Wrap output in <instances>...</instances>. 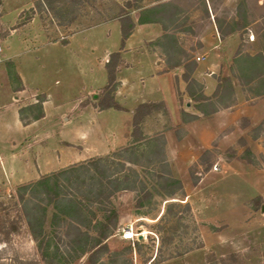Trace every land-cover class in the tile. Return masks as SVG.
I'll return each instance as SVG.
<instances>
[{
	"label": "rangeland",
	"instance_id": "1",
	"mask_svg": "<svg viewBox=\"0 0 264 264\" xmlns=\"http://www.w3.org/2000/svg\"><path fill=\"white\" fill-rule=\"evenodd\" d=\"M126 1L0 0V264H264V136L257 143L251 139L261 133L260 125L243 137H235L229 131L233 126L227 127L206 147L191 141L167 146L165 141L166 167L155 158L148 162L146 155L140 158L142 166L125 163V168L136 170L143 185L137 183L110 198L117 225L101 247L92 245L81 252L78 244H70L77 238L71 221L54 218L51 205L46 206L38 237L17 211L20 185L79 158L119 152L131 144L130 138L122 145L131 136V118L114 109L97 113L93 106L106 82L99 62L111 48L117 27L95 26L119 21L122 13L134 17V8H126ZM152 2H159L152 13L166 32L151 45H160L167 61L190 68L205 57L207 62H220L212 75L217 86L207 96L190 71L196 83L186 86L190 99L179 97L181 110L200 114L215 106L226 108L239 89L245 96L264 94V0L140 3ZM207 5L220 37L213 52H205L200 42L203 36L210 37ZM106 28L108 41L103 39ZM22 74L26 88L16 94L23 86ZM44 101L46 111L38 116ZM167 102L171 104L170 99ZM16 108L27 128L15 123ZM154 119L161 120V132L182 133V126H173L168 116ZM146 127L151 134L142 130L144 137L157 135L149 123ZM138 149L137 154H147L150 148L144 144ZM166 169L182 185L172 196H165L172 185L163 187L159 178ZM185 202L188 211L179 204ZM169 203L175 204L173 213L159 221ZM97 207H91L95 218L101 215ZM126 228L138 238L123 239ZM86 231L91 238L97 236L92 229ZM135 241L140 244L138 252Z\"/></svg>",
	"mask_w": 264,
	"mask_h": 264
},
{
	"label": "crops",
	"instance_id": "2",
	"mask_svg": "<svg viewBox=\"0 0 264 264\" xmlns=\"http://www.w3.org/2000/svg\"><path fill=\"white\" fill-rule=\"evenodd\" d=\"M142 1L143 0H140V2ZM140 2H138V8L134 9V13L136 15L131 17L134 26L131 33L125 40L124 47L120 50L121 59L117 65L116 71L114 98L122 107H124L125 110H116L114 108H107L103 110L114 109L116 111L123 112L131 118L132 122L133 112L139 103L162 102L164 109L150 112L142 121L141 129L143 130L144 135H150V130L146 127L149 123L151 127H153L152 131L155 132V134H163L167 146L168 143L172 141L177 146H180L185 141H191L206 147L209 145L208 143L211 140L213 141L215 139L219 132L224 131L227 127L233 126V128H230L229 131H231V134L235 133V137H243V134L251 131L255 126L260 125L261 133L251 136V139L257 143L264 136V94L245 96L243 95V91L239 89L237 93H235V100L229 104L228 107L226 106V108L219 109L215 106L212 109L210 108L208 111L200 110V114L189 111V108L181 110L179 97L185 96L188 99L191 98L190 95L186 94L187 83L182 78L184 64L179 63V61L170 63L165 57V52L160 49V45H151L152 42L159 39L166 32L160 22L161 19L158 15L152 13L155 9L153 7L157 6L156 4L159 5V2L143 4ZM203 2L204 4L206 3L209 5V0H203ZM208 5L206 7L205 19H208V26L211 30L209 33L210 37L205 35L200 39V42L203 48H205V52L208 50L213 52L217 47H219L220 37L214 23V17H209ZM100 25L117 26L115 29L114 41H110L112 46L111 48H106L103 54L104 58L101 62H99L105 69V63L109 58V54L120 49V23L118 20H113L99 23L95 27ZM88 30H91V28L86 30L84 29L82 31ZM75 33L77 32L69 35V39ZM109 36L110 29H104L103 39L108 41L110 38ZM61 38L62 37H60V39ZM69 39H67V42L64 45L68 46L70 44ZM55 44L60 46L59 42H56ZM202 60H199L197 65L195 64V68L192 70V78L203 87L205 92L204 94L207 96L213 92L217 86V80H215L212 75L215 73V68L220 67V62H207L205 61L206 57ZM203 62H205V64ZM78 66L80 68V65ZM79 68L76 69L75 67V71L79 70ZM19 78L23 83V86L20 89L15 90L16 94L22 93L26 88V81L23 74ZM104 85L102 86V89ZM100 96L93 101V106L94 102L97 101ZM167 99H170V105L168 104ZM46 102L47 101H44L42 104V112L44 113L46 111ZM186 106H189V103H187ZM95 109L97 113L103 111L96 107ZM14 113L16 118L15 123L17 126H19V128H27L28 125L23 126L21 124L20 119L18 118L17 108L14 109ZM182 113H185V115H194L196 117L192 120L183 121ZM154 116H168L173 123V126H177L178 124L182 126V133L179 136H176V133L174 132L175 129L161 132V120L157 121L154 119ZM150 117H152V121L146 123ZM241 120L243 121V125L239 124ZM225 136L220 138V141H224ZM229 137L228 139L232 140V138ZM130 138L131 136H129V138L124 141L122 145L128 143ZM110 149V146H108L107 150ZM93 156L94 155L79 158L73 163ZM68 165L61 166L60 168ZM105 240L106 239L101 242V245L104 244Z\"/></svg>",
	"mask_w": 264,
	"mask_h": 264
},
{
	"label": "trees",
	"instance_id": "3",
	"mask_svg": "<svg viewBox=\"0 0 264 264\" xmlns=\"http://www.w3.org/2000/svg\"><path fill=\"white\" fill-rule=\"evenodd\" d=\"M140 0L126 1V8H138ZM135 2V3H134ZM120 23V49L109 54V58L105 63L106 83L102 89L101 96L94 102V106L99 110L114 108L116 110H125L114 98L116 86L117 65L121 59L120 50L124 47L125 40L131 33L134 23L128 13H122L119 17ZM193 68L184 65L182 73L183 80L186 81L187 87L191 83H196L190 78V71ZM163 108L162 102L139 103L132 115L131 122V144L121 148L119 152H111L104 156L90 157L88 159L70 164L60 168L50 174L41 176L33 182L22 184L17 188V202L15 203L17 211L23 216L24 221L28 225L33 236L38 237L43 232V225L46 217V206L51 205L53 208V217L57 220L67 222L70 220L71 226L76 237L71 240L79 246L81 252L91 249V246L101 247V242L106 239L111 228L117 225V214L111 204L110 198L113 194L120 190L134 189L137 183L142 186L138 174L133 168H125V163L136 166L141 165V157L149 162L152 158L162 163L166 167L164 157L165 139L163 134H157L153 138H146L142 134L141 123L144 118L154 110ZM42 111L38 116H42ZM183 121L192 120L194 115H185ZM147 145L150 149L147 154L141 152L137 154L136 150L141 145ZM204 155V154H203ZM199 158L202 164V157ZM116 161V162H115ZM207 168V167H206ZM130 172L131 174H127ZM165 174H161L159 178L164 186L172 185L165 196H172L182 188L181 182L176 177L171 176L169 170H164ZM195 182L197 179L194 180ZM146 196H150L147 192ZM138 200V204L140 205ZM107 203L108 206L104 205ZM98 205L97 209L101 215L95 218V211L92 206ZM183 204L185 211H188V203ZM174 203H169L166 207V213H162L158 218L159 221L165 218V214L173 213L172 207ZM95 220L94 224H92ZM88 229L96 232L94 238L88 234ZM91 241L90 246L88 242ZM78 242V243H77ZM136 252L140 248L138 241Z\"/></svg>",
	"mask_w": 264,
	"mask_h": 264
},
{
	"label": "built area",
	"instance_id": "4",
	"mask_svg": "<svg viewBox=\"0 0 264 264\" xmlns=\"http://www.w3.org/2000/svg\"><path fill=\"white\" fill-rule=\"evenodd\" d=\"M1 50V49H0ZM197 60H199L200 58L197 57ZM213 169H216L215 166H213ZM138 234L133 233L131 228H126L123 232H122V238L125 240H130V239H134V238H138Z\"/></svg>",
	"mask_w": 264,
	"mask_h": 264
}]
</instances>
